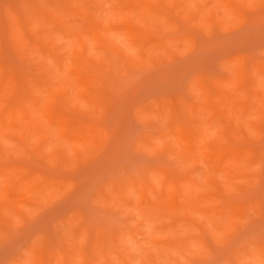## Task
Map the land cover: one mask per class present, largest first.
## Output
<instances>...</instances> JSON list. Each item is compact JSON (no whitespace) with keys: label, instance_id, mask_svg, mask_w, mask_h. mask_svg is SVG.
<instances>
[{"label":"rangeland","instance_id":"1","mask_svg":"<svg viewBox=\"0 0 264 264\" xmlns=\"http://www.w3.org/2000/svg\"><path fill=\"white\" fill-rule=\"evenodd\" d=\"M0 264H264V0H0Z\"/></svg>","mask_w":264,"mask_h":264}]
</instances>
